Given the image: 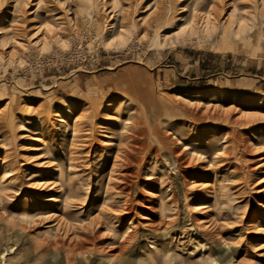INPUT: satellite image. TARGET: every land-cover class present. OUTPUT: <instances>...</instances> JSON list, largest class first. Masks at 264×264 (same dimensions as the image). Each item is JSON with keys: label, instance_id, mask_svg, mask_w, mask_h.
I'll use <instances>...</instances> for the list:
<instances>
[{"label": "rangeland", "instance_id": "obj_1", "mask_svg": "<svg viewBox=\"0 0 264 264\" xmlns=\"http://www.w3.org/2000/svg\"><path fill=\"white\" fill-rule=\"evenodd\" d=\"M150 1L130 11L134 34L119 46L112 33L126 25L106 14L133 0H28L23 22L15 0H0V140L19 177L0 190V264H67L68 246L72 264H201L206 256L225 264L227 254L264 264V13L250 35L222 36L260 0H222L209 37L181 33L202 0H164L170 21L158 44L135 21ZM51 14H61L60 27ZM195 14L202 29L205 12ZM38 116L41 158L70 162L62 177L72 197L30 186L39 173L57 174L36 167ZM58 116L80 117L71 144ZM50 194L66 201H44ZM52 212L61 219L46 217ZM127 230L134 236L123 249ZM217 238L228 248L215 247Z\"/></svg>", "mask_w": 264, "mask_h": 264}, {"label": "bare ground", "instance_id": "obj_2", "mask_svg": "<svg viewBox=\"0 0 264 264\" xmlns=\"http://www.w3.org/2000/svg\"><path fill=\"white\" fill-rule=\"evenodd\" d=\"M116 1H118V3H119V0H116ZM138 2H139V0H133L132 3L131 2L128 3L126 10H124L125 8H123V7H119L116 10H114L113 12L111 10H109L107 12L106 17L116 18L117 20H119V23L126 25V26L123 25L124 28H121L119 31H117V33L116 32L112 33V35H115V37H116V38H112V40H111V42L113 44L123 46L128 41V39L130 38V35L134 34L133 30H130V28L127 27V23L131 19L130 15H132L137 10L136 7L138 5ZM27 3H28V0H15V2L13 3V6H12L14 8V10H16L18 13L17 16L15 17V21H18V20L21 22L24 21L22 14L25 13V11H26V10L24 11V7L26 6ZM36 4L34 6L35 9L39 6L38 4L37 5ZM260 5H261L260 10H257L258 6H256L254 4L253 11L248 13V16H246V15L244 16L243 20H241V23L237 24L235 30H233L231 27H225V29H223L222 36H224L227 39L228 38L231 39L232 37L244 38V37H246L247 34L250 35L251 34L250 33L251 27L256 22H259L257 20V18L262 17V14L264 13V0H260ZM219 6H222V0H202V2L195 3L193 5V7H191L189 9L188 17H186L184 22H183L186 25L188 24V28L181 30L182 31L181 33L184 34V36L204 35L206 37H209L213 33L212 30L214 28L212 27V28H210V30H207V26L211 22L210 17L216 16L219 14V11H220L218 9ZM115 7H116V4H113L112 7H110V8L112 9ZM170 8H171V6L169 4H167V2H165L164 0H160V1L153 0V1H150L145 6V9H147L146 13L143 16L137 17L135 19V21H140L141 24L143 25V28H145L146 30L152 29V32H153V38L152 39H153V42L155 44L159 43L158 29L161 27V25L163 23H165L166 21L168 23L170 21L168 18V15H167ZM34 10H29L28 15H31ZM53 10H54V8L49 9V11H51V12H53ZM202 10H204L205 15L202 17L204 27H202V29H201L197 25V16H196L195 12L196 11L202 12ZM130 11L132 12V14H130ZM47 21H50L51 25H53L54 27H57V28L60 27L63 23L61 14H58V15L57 14H51L49 16V18L47 19ZM125 21H127V22L125 23ZM130 23L134 24L133 21H131ZM21 30H19V31H21ZM65 110L67 112H70V107L66 105ZM78 119H80V117L75 118L72 122H67V121H64V119L61 118V116H58L55 118V122L62 127V130H63L62 136L66 137L68 135L67 131L69 132V134L71 136L69 138V144H71L74 140L77 139L76 133H77L79 128H78V123L76 121ZM31 120L33 121V123L36 121V120L34 121V119H31ZM35 124H37L38 126H37V128L32 129V132H31L32 135L30 136V138H32V140L35 141V144L31 145L33 147L31 149L33 151H37V153L33 154V155H35L34 157H36V159H37L36 167H47V166L51 167V166H53L52 168L56 170L57 174L53 177V176H42L43 174L39 173L36 176L37 180H35L33 182V184H31L30 186L38 187L40 189H46L47 191L48 190L52 191V193H55V192L59 191V189L62 188L61 192H66V194L70 197L74 196V191L72 190L73 184L71 183L70 178L66 179L67 191H65L63 189L65 185H64V181H63V177H62V171H66L67 176L69 177L68 171L71 168L70 162L68 161L67 162L68 165L64 166L62 161L59 159H54V161H53L50 159L43 160L41 158L43 155L42 154L43 146L45 145V142H46L45 137L43 136V131H42V126L44 125V120L38 116L37 122H35ZM47 136H48V138H52V134H50L49 132H47ZM103 143H105L107 146H109V145H112L113 142L108 140V141H104ZM8 144H7L6 140H0V148L4 149L3 154L0 155V190H11V189H13V186H14V184H13L14 180L13 179H16V177H17V176H14L15 175L14 173L16 170L15 165L17 164V162L11 158L9 152L6 150V147L8 146ZM184 149H187V151L190 154L196 153L193 150V146H188V147L186 146V148H184ZM114 165H115V163L113 162L112 167ZM21 175H24V174H21ZM67 176H65V177H67ZM17 178H19V177H17ZM20 178H21V176H20ZM109 181H110V177H107V181H106L104 188H106L108 186ZM16 190L20 191L19 189H16ZM106 194H107V192H106ZM44 201H48V202H52L53 204H57L59 202H64L66 200L63 199L60 201L58 195L50 194L46 198H44ZM48 216H50V217L53 216L52 218L59 217L54 212L46 215V217H48ZM59 219H61V218L59 217ZM199 234L201 235V237L204 236L206 239L207 238L208 239L216 238L215 233L214 232L212 233L211 231H206V232L201 231V232H199ZM133 236H134V234L130 233L129 230H127L119 238L118 246L122 247L123 249L126 248L127 243H129L131 241ZM216 240H217V242H213L214 245H216L215 247L221 248L222 246H225L226 248H228V246H229L228 243L223 242L221 239H218V238ZM75 245H76V248H80L79 246L81 244L76 243ZM74 249H75V246H73V247L68 246V248L65 250L64 258H65V262L67 264H72V260L70 259V255L72 254ZM226 256L228 258L226 260H224L225 264H236V263H234V261L232 259V257H233L232 255L227 254ZM146 259L150 260L148 257H146ZM218 260H219L218 257L213 258L211 256H206V258L201 262V264H218ZM167 264H171V263L168 262ZM172 264H175V263H172ZM195 264H197V262Z\"/></svg>", "mask_w": 264, "mask_h": 264}]
</instances>
